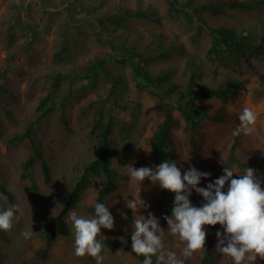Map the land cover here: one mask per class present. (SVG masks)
<instances>
[{
  "label": "rangeland",
  "instance_id": "rangeland-1",
  "mask_svg": "<svg viewBox=\"0 0 264 264\" xmlns=\"http://www.w3.org/2000/svg\"><path fill=\"white\" fill-rule=\"evenodd\" d=\"M227 1L231 0H177L180 10L169 14L167 0H0V184L13 194V204L23 213L11 229L0 230V264H95L87 255L74 254L68 218L74 209L81 215L93 214L88 208L103 180L95 174L88 176V186L65 216L69 234L55 236L44 257L37 251L45 243L42 229L54 223L84 166L97 156V138L90 133L97 107L113 121L109 136L111 167L117 174L115 186L103 202L111 204L115 226L111 230L102 228L101 234L120 237L132 233L125 215V209H129L125 198L140 194L150 205L139 210L144 215L150 211L157 216L173 203L174 193H165L147 178L141 186L130 182L123 168L129 164L137 168L156 165L150 140L160 120L155 110L146 112L158 101L159 89L154 86L156 82L146 86L135 78L127 60L132 48L140 54L133 60L151 77L169 71V82L162 83L160 89L162 99L173 105L177 97L166 90L168 84L185 89L192 70L197 75L195 91L222 87L230 80L242 85L227 101L198 97L208 115H224L223 120L201 121L200 150L191 146L186 122L175 106L172 112L179 122L171 130V137L182 171L190 162L198 170L211 172V180L221 175L226 165L235 166L238 172L253 167L264 182V48H250L239 54H209L212 36L206 28L233 29L256 45L264 32V4L202 8L204 3ZM194 6L197 11H193ZM126 11L156 14L136 17ZM103 57L107 61L102 69L86 80L77 79ZM122 58L126 61L121 62ZM58 73L67 76L57 81L54 76ZM137 83L143 86L139 88ZM45 96L51 98L52 109L38 121V105ZM245 106L257 112L255 131L248 136H233L238 113ZM27 131L50 168L48 182L39 159L33 163L32 180L21 177L24 162L33 153ZM133 142L142 143L145 149H137ZM206 183L202 179L199 186ZM190 199L195 206L204 202L195 192ZM11 205L0 192V208ZM129 210L134 218L139 214ZM160 226L167 230L165 220ZM204 227L212 233V242H217L215 231L221 226ZM30 228L32 235L25 239L22 232ZM164 243L178 254L183 248V243L167 232ZM202 253L203 249L198 250L187 260L200 264ZM102 254V264H141L123 248H103ZM213 264L232 262L221 254Z\"/></svg>",
  "mask_w": 264,
  "mask_h": 264
},
{
  "label": "clouds",
  "instance_id": "clouds-1",
  "mask_svg": "<svg viewBox=\"0 0 264 264\" xmlns=\"http://www.w3.org/2000/svg\"><path fill=\"white\" fill-rule=\"evenodd\" d=\"M238 120L231 134L248 136L255 131L258 115L253 107L245 106L238 113ZM133 143L137 149H145L142 143ZM188 159L189 156L184 160ZM123 168L130 182H138L141 186L147 178L152 184L175 194L170 214L163 216L167 230L160 226V218L152 212L147 215L139 212L150 207L140 194L132 199L125 198L126 207L139 213L132 223L131 251L143 256L141 264H186L188 258L205 247L209 231L204 226L217 224L221 226L215 231L218 253L228 257L232 264L264 261V182L257 176V169L243 167L238 172L235 166L226 165L221 175L209 180L211 172L198 170L190 162L182 175L181 167L171 159L153 167L137 168L129 164ZM202 179L207 181L206 186H199ZM193 192L203 198L200 206L192 203ZM92 207L91 215H81L75 209L68 214L73 229L74 254L90 256L95 264H102L104 244L97 236L105 237L101 234L102 228H114V216L110 211L111 204L97 199ZM22 214L16 204L0 208V230L11 229L14 220ZM165 232L183 243L179 254L165 246ZM31 235V228L22 232L25 239Z\"/></svg>",
  "mask_w": 264,
  "mask_h": 264
},
{
  "label": "trees",
  "instance_id": "trees-1",
  "mask_svg": "<svg viewBox=\"0 0 264 264\" xmlns=\"http://www.w3.org/2000/svg\"><path fill=\"white\" fill-rule=\"evenodd\" d=\"M167 2L169 4V9H168L169 14L176 13L180 10L177 0H167ZM251 3L264 4V0H251V1L231 0L227 2H218L216 5L213 3H204L202 5V8L213 9L216 6L221 8L222 6H226L229 8H248L250 7ZM197 10L198 8L194 6L193 11H197ZM126 13L129 16L132 15L136 17L137 16L149 17L153 14L154 15L156 14L154 11H137L133 14L126 11ZM102 19L103 18H100L99 20L102 21ZM206 28H208L212 36V45L208 50L209 54L210 53L219 54L225 51L234 54H239L250 48H253L257 51L264 48V32L259 37V43L253 45L250 42L249 38H247V36H241V35L239 36L236 33V31L233 29H229L225 27L210 28L208 26H206ZM135 56H140V54L133 48L129 49L128 57H130V59L127 60L132 66V70L135 78L137 80L141 79L144 82L143 85L146 86L156 82L154 86L159 89V91L157 92L159 98L158 101L153 106H150L146 109V112L155 110L158 116L160 117V120L157 123L156 128L154 129L150 140L151 157L156 165L161 163L165 159H171L174 160L178 166V156L176 153L174 142L171 137V130L178 126L179 121L178 118L172 112L173 107L175 106V108L179 111L180 115L183 117L184 121L186 122L187 130H188V139L191 146L195 150H200L201 143L199 142L198 138L200 135L199 132L201 127V121L204 118H212L217 121L223 120L224 115H214V116L208 115L207 110L203 106V104L197 101L198 97H204V98L216 97L222 101H227L232 98L235 92L240 91L242 89V85L236 82L235 80H230L222 87L195 91L194 83L197 75H196V71L192 70L185 89L179 90L176 87V85L168 84L166 90L168 92L174 93L175 96L177 97V103L176 105H173L172 103L165 102L162 99L161 96L162 89H160V85L162 83L167 84L169 82L170 79L169 71H165V72L163 71L158 75H156L155 77H151L146 69L141 67V65H138L133 60ZM106 61H107L106 57L97 59V61L92 63L87 68L86 74L77 77V79L86 80L92 77L93 74H96L98 69L103 68ZM120 61L125 62L126 59L122 58L120 59ZM66 76L67 75L58 73L54 76V78L57 81H60L62 78ZM137 85L139 86V88L143 86V85L141 86V84L139 83H137ZM38 108L39 110H41V112L38 114L36 120L39 121L51 111L52 109L51 98L45 96L40 101ZM94 114H95V118L90 133L92 136L97 138V156L95 159L91 160L84 166L82 174L80 175L78 180L73 184L72 188L69 190L67 194V198L65 202L60 207L59 211L56 213L54 218V223L48 224L42 229L41 234L45 239V243L42 246V248L37 251V254H40L43 257L46 255L47 249L55 236L57 235L67 236L69 234V226L67 221L65 220V216L76 204L83 190L88 186L87 178L90 174H95L103 177V180L100 183L99 189L97 191V198L95 199V200L98 199V202L103 203L107 194L115 186L117 174L115 170L112 169L111 167L112 152H111V140L109 138L113 126V121L111 117L105 111H103L101 107H97L95 109ZM105 116H107V119H104ZM26 135L30 139V144L33 149V153L24 162V170L21 177L23 179L29 178L30 180H32V166L35 159H39L41 163L44 180L48 182L50 179V168L45 162L42 152L38 147V144L31 138L29 131L26 132ZM182 175H183V171H182ZM218 176L219 175H216L213 179L217 178ZM163 191L165 193H171L167 190H163ZM0 192L6 196L10 204H13L14 201L13 194L2 184H0ZM171 207L172 204H169L157 215V217L160 218V223L164 221L163 216L165 214H170ZM88 210L91 213L94 212V208L92 207V204L89 206ZM125 215L127 221L132 226V223L134 222L135 218L132 216L129 209H125ZM211 236H212L211 232H209V234L206 236L205 247L203 249L200 264H213L221 255L215 250L217 242H212ZM97 238L102 240L104 244V248L111 250L116 248L126 249L142 262L143 256H137L135 253L131 251L130 233H124L120 237H102L98 234ZM89 258L91 260H94V258L90 256ZM153 260L155 261V257H153ZM186 264H191V263L188 260H186Z\"/></svg>",
  "mask_w": 264,
  "mask_h": 264
}]
</instances>
